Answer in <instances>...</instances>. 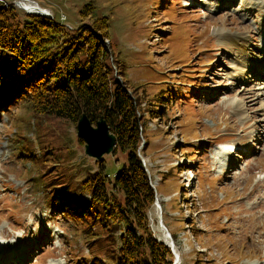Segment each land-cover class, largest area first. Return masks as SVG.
<instances>
[{
	"label": "rangeland",
	"instance_id": "obj_1",
	"mask_svg": "<svg viewBox=\"0 0 264 264\" xmlns=\"http://www.w3.org/2000/svg\"><path fill=\"white\" fill-rule=\"evenodd\" d=\"M38 2L72 29L89 20L81 14L88 3L106 18L125 79L141 85L149 143L140 158L158 193L149 225L157 240L171 238L177 264H264V0ZM167 85L174 99L151 118L146 100ZM38 136L66 178L97 169L76 123L0 108V242L20 254L17 264H89L85 240L46 202ZM102 159L114 171L125 158Z\"/></svg>",
	"mask_w": 264,
	"mask_h": 264
},
{
	"label": "trees",
	"instance_id": "obj_2",
	"mask_svg": "<svg viewBox=\"0 0 264 264\" xmlns=\"http://www.w3.org/2000/svg\"><path fill=\"white\" fill-rule=\"evenodd\" d=\"M81 14L89 20L72 29L0 4V108L23 106L33 116L72 123L82 113L92 124L102 116L116 138L112 152L124 155L122 165L111 171L102 159L75 182L56 171L60 162H52L56 158L38 136L44 154L35 161L44 169L46 202L66 214L85 240L89 264H173L170 248L155 238L148 220L155 192L140 158L149 143L138 109L141 85L125 79L106 18L91 3ZM170 90L167 85L147 98L148 116L167 110L174 99ZM32 149L30 142L24 156ZM177 190L184 191L181 184ZM191 229L197 232L194 223Z\"/></svg>",
	"mask_w": 264,
	"mask_h": 264
},
{
	"label": "water",
	"instance_id": "obj_3",
	"mask_svg": "<svg viewBox=\"0 0 264 264\" xmlns=\"http://www.w3.org/2000/svg\"><path fill=\"white\" fill-rule=\"evenodd\" d=\"M76 134L85 142L84 153L96 161L113 151L116 138L102 116L92 124L82 113L76 121Z\"/></svg>",
	"mask_w": 264,
	"mask_h": 264
},
{
	"label": "bare ground",
	"instance_id": "obj_4",
	"mask_svg": "<svg viewBox=\"0 0 264 264\" xmlns=\"http://www.w3.org/2000/svg\"><path fill=\"white\" fill-rule=\"evenodd\" d=\"M11 4L12 6H14V7H16L17 9H19V3L18 2H15V1H10V2H7V1H3V5H5V6H7L8 4ZM35 15H40V16H44V17H46V18H49V19H52L53 20V17H52V15L51 14H48L45 10H42V9H35ZM62 21V20H61ZM227 35V34H226ZM244 36V35H243ZM243 39H241V38H237L236 40H235V44H236V48L235 49H237V48H240V47H242L243 48V46H244V44L245 43H243V41H242ZM239 44H241V45H239ZM239 53V52H238ZM243 54V53H242ZM242 56V55H241ZM242 64H243V62H242ZM245 66H246V64H245ZM242 71V70H241ZM241 73V72H240ZM247 77V76H246ZM261 77V76H260ZM263 89V88H262ZM263 91V90H262ZM239 106H237V108H238ZM143 163V165L145 166V163L144 162H142ZM165 233H166V231H165ZM164 240L165 241H167V242H169V244L170 245H172V248H173V250H174V252H175V254H176V256H177V260H176V262H175V264H177L178 262H179V258H180V255H179V253L175 250V245H173V242H172V240H171V238L170 237H168L167 235H164ZM2 242H0V253H1V251H2V254L0 255V264H17V263H19L20 262V259H22V257H20L19 255L20 254H18V255H15L13 252L12 253H9V252H11V249H9V246H6V245H4V244H1ZM12 248V247H11ZM17 261V262H16Z\"/></svg>",
	"mask_w": 264,
	"mask_h": 264
},
{
	"label": "built area",
	"instance_id": "obj_5",
	"mask_svg": "<svg viewBox=\"0 0 264 264\" xmlns=\"http://www.w3.org/2000/svg\"><path fill=\"white\" fill-rule=\"evenodd\" d=\"M3 1L6 0H0V4H3ZM11 1L18 2L19 9L23 10L28 14H35V9H42L45 10L48 14H51L49 10L41 7L37 0H11ZM64 19H65L64 15H60V20L63 21Z\"/></svg>",
	"mask_w": 264,
	"mask_h": 264
}]
</instances>
